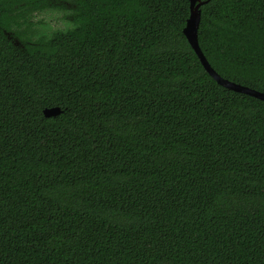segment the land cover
I'll return each instance as SVG.
<instances>
[{"label": "trees", "instance_id": "16d2710c", "mask_svg": "<svg viewBox=\"0 0 264 264\" xmlns=\"http://www.w3.org/2000/svg\"><path fill=\"white\" fill-rule=\"evenodd\" d=\"M45 1L0 0V264H264V101L188 0ZM199 9L264 93V0Z\"/></svg>", "mask_w": 264, "mask_h": 264}, {"label": "water", "instance_id": "95a60500", "mask_svg": "<svg viewBox=\"0 0 264 264\" xmlns=\"http://www.w3.org/2000/svg\"><path fill=\"white\" fill-rule=\"evenodd\" d=\"M189 1V14L185 21V25L182 29V32L184 36L186 37L188 43L192 47L193 51L197 55L200 63L202 64L203 68L206 70V72L221 86L236 91L241 92L244 94L251 95L253 97H256L260 100L264 101V93L257 91L255 89L249 88L247 86L229 81L222 76H220L208 63L206 58L204 57L202 51L199 48L198 41H197V30L200 20V9L199 6L201 3H204V1L199 0H188ZM15 43H18L15 41ZM59 113L58 107H50V108H44L43 114L46 117L53 116Z\"/></svg>", "mask_w": 264, "mask_h": 264}, {"label": "flooded vegetation", "instance_id": "af4514ba", "mask_svg": "<svg viewBox=\"0 0 264 264\" xmlns=\"http://www.w3.org/2000/svg\"><path fill=\"white\" fill-rule=\"evenodd\" d=\"M199 1H205L206 0H199ZM189 2V1H188ZM204 3H201L200 6ZM72 3L67 0H46L43 3H35V5H32V10L26 13V16L31 20L34 26H52L54 22H58V24H71V10ZM14 7H20L23 11H25L29 5L25 4L24 1L14 3ZM189 6V4H188ZM199 6V7H200ZM57 13V17H51L54 16ZM46 17L45 20H42L40 18ZM57 24V25H58ZM40 33H47V32H41ZM49 32V31H48Z\"/></svg>", "mask_w": 264, "mask_h": 264}, {"label": "rangeland", "instance_id": "374dc122", "mask_svg": "<svg viewBox=\"0 0 264 264\" xmlns=\"http://www.w3.org/2000/svg\"><path fill=\"white\" fill-rule=\"evenodd\" d=\"M51 17H54V18H56L57 17V13L54 15V16H51ZM40 19H42V20H45L46 19V17H43V18H40ZM58 22L56 21V22H54L53 24H52V26H35L36 27V29H37V31H41V32H48V31H50V30H53V29H55V28H60V27H62V26H69V24H67V23H65V24H58Z\"/></svg>", "mask_w": 264, "mask_h": 264}]
</instances>
